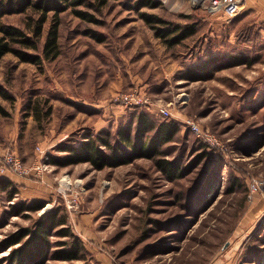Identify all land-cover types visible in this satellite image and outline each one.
<instances>
[{"label": "rangeland", "instance_id": "rangeland-1", "mask_svg": "<svg viewBox=\"0 0 264 264\" xmlns=\"http://www.w3.org/2000/svg\"><path fill=\"white\" fill-rule=\"evenodd\" d=\"M82 1L60 13L56 59H0V116L12 135L4 149L28 165L38 147L45 152L43 174L25 177L28 189L0 177L17 190L8 200L0 189V264H12L14 246L4 247L5 237L58 207L84 256L67 259L73 239L50 235L43 264H214L229 248L233 264H264V190L247 199L249 180L264 177V40L238 20L244 10L228 15L210 0H152L158 4L139 8L137 0ZM143 14L158 21L149 24ZM189 25L195 33L172 46L156 34ZM131 93L148 103L120 97ZM141 113L179 126L155 157L101 169L88 161L59 164L69 155L64 145L102 130L117 140ZM190 122L212 131L224 148L208 146ZM158 158L181 175L170 178ZM35 200L41 209H20Z\"/></svg>", "mask_w": 264, "mask_h": 264}, {"label": "trees", "instance_id": "trees-1", "mask_svg": "<svg viewBox=\"0 0 264 264\" xmlns=\"http://www.w3.org/2000/svg\"><path fill=\"white\" fill-rule=\"evenodd\" d=\"M82 0H0V59L7 53H13L21 62L40 64L43 60H54L60 54L59 27L60 13L70 5L81 4ZM137 8L142 5L154 6L158 1L137 0ZM86 15L87 13L77 11ZM23 14L19 23L5 22L6 16ZM144 16V14H143ZM49 19L50 24L44 34V25ZM149 24L158 21L144 16ZM172 32H177L173 37L167 38ZM195 33L193 25L179 28L156 31L157 36L163 37L168 45H174L184 38ZM0 94H4L0 88ZM6 97V96H5ZM0 113L6 114L0 105ZM179 132L178 124L173 120L149 121L146 114L141 113L135 124L120 129L117 140L112 132L102 130L96 134L87 133L78 145H64L62 150L69 155L62 158L59 164L67 165L74 162L88 161L94 168L101 169L106 166H116L127 163L138 157H155L159 147L172 141ZM106 149L108 151H106ZM207 152L201 151L198 162ZM156 165L170 178L180 176L181 169L172 161L164 158L156 159ZM0 189L6 191L8 200H12L17 193L9 179H0ZM44 203L41 200L21 204V210L37 211ZM19 207V206H18ZM13 211L15 210L13 206ZM61 208L36 217L31 226H21L11 232L3 240V246H14L8 256L13 263L28 261V264H43L51 248L50 235L70 237L71 249L65 254L67 259L83 258V247L80 239L75 236L69 225L68 215L61 212Z\"/></svg>", "mask_w": 264, "mask_h": 264}, {"label": "built area", "instance_id": "built-area-1", "mask_svg": "<svg viewBox=\"0 0 264 264\" xmlns=\"http://www.w3.org/2000/svg\"><path fill=\"white\" fill-rule=\"evenodd\" d=\"M210 3L211 8L215 10L224 8L228 15H237L243 11L244 7L243 0H210ZM120 97L135 104L148 103L145 98L141 99L136 93L124 94ZM158 110L162 114H168L165 107H159ZM190 127L208 146L219 149L224 148L223 142L209 129L200 128L193 122H190ZM38 149L39 151L36 152L38 157L28 165L13 149L5 148L0 153V175L12 173L22 177L31 175L40 177L45 170V162L42 160L45 152L40 147ZM261 190H264V177H252L248 183L247 199L253 201Z\"/></svg>", "mask_w": 264, "mask_h": 264}, {"label": "crops", "instance_id": "crops-1", "mask_svg": "<svg viewBox=\"0 0 264 264\" xmlns=\"http://www.w3.org/2000/svg\"><path fill=\"white\" fill-rule=\"evenodd\" d=\"M244 7L243 10L245 13L242 14L241 19H245L249 22L250 25L254 26L255 30L257 31V37L261 40H264V0H243ZM244 15V16H243ZM3 117L0 116V152L4 149L7 145V142L11 140L12 135H8L6 130V124L2 120ZM7 173L5 175H0V177L9 176L12 178L15 183L20 184L21 188L28 189L30 187L31 181L27 180L25 177L14 175L11 177ZM45 180V178H44ZM44 183H46L44 181ZM31 195V194H28ZM27 195V196H28ZM32 196V195H31ZM34 196V195H33ZM36 197V196H34ZM258 201L260 198H257ZM237 255L235 250L227 249L215 262L214 264H233L235 262Z\"/></svg>", "mask_w": 264, "mask_h": 264}]
</instances>
